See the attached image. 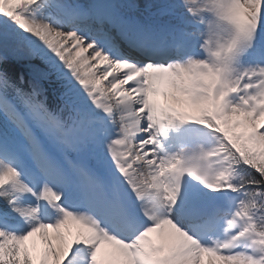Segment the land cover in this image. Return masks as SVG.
<instances>
[{"label":"snow or ice","instance_id":"obj_1","mask_svg":"<svg viewBox=\"0 0 264 264\" xmlns=\"http://www.w3.org/2000/svg\"><path fill=\"white\" fill-rule=\"evenodd\" d=\"M0 264H264V0H0Z\"/></svg>","mask_w":264,"mask_h":264},{"label":"trees","instance_id":"obj_2","mask_svg":"<svg viewBox=\"0 0 264 264\" xmlns=\"http://www.w3.org/2000/svg\"><path fill=\"white\" fill-rule=\"evenodd\" d=\"M57 102L58 101H57L56 96H54L52 94L51 87H49V90H48V103H49V105L54 107Z\"/></svg>","mask_w":264,"mask_h":264},{"label":"rangeland","instance_id":"obj_3","mask_svg":"<svg viewBox=\"0 0 264 264\" xmlns=\"http://www.w3.org/2000/svg\"><path fill=\"white\" fill-rule=\"evenodd\" d=\"M134 3L140 6L141 11H143L146 4L152 2V0H133Z\"/></svg>","mask_w":264,"mask_h":264}]
</instances>
